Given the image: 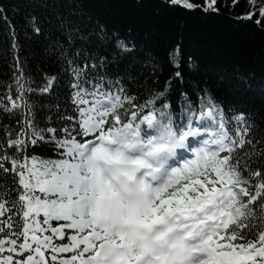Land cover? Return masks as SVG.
I'll return each instance as SVG.
<instances>
[{
	"label": "snow or ice",
	"instance_id": "6c2138e0",
	"mask_svg": "<svg viewBox=\"0 0 264 264\" xmlns=\"http://www.w3.org/2000/svg\"><path fill=\"white\" fill-rule=\"evenodd\" d=\"M168 3L217 15L239 6V0ZM15 11L0 3L14 53L19 41L8 13ZM231 18L264 30V0H246V10ZM25 23L44 35L36 15ZM104 31L100 25L101 38ZM74 34L88 40L69 28L68 46L57 41L55 48L73 76L78 116L38 118L27 94L50 92L57 77L45 75L32 87L17 55L15 89L9 85L0 96V110L17 117L15 126L3 125L0 140V174L11 177L0 185V264H264V148L250 138L251 155L243 161L233 155L236 142L251 137L247 114L235 116L241 127L230 135L223 108L208 98L198 113L182 105L177 121L167 103L157 104L165 92L138 103L119 86L115 93L101 87L105 58L95 55L83 57L81 83L80 49L70 52ZM116 48L130 53L135 44L117 40ZM171 57L182 80L176 52ZM44 148L59 158L36 155Z\"/></svg>",
	"mask_w": 264,
	"mask_h": 264
},
{
	"label": "trees",
	"instance_id": "16d2710c",
	"mask_svg": "<svg viewBox=\"0 0 264 264\" xmlns=\"http://www.w3.org/2000/svg\"><path fill=\"white\" fill-rule=\"evenodd\" d=\"M192 2L199 4L203 0ZM0 3L16 9L8 13V19L16 26L19 41L14 53L8 24L0 19V96L9 85L15 89L11 80L14 55L19 56L25 73L32 77V87L41 83L45 75L57 77L50 92L27 94L29 103L36 106L33 111H37L38 118L57 114L78 116L70 97L69 83L74 82L73 76L55 48L57 41L67 47V29L77 28L88 36L87 41H81L79 34H74L70 49L74 52L79 48L81 52L77 62L81 83L85 78L83 57H104L103 71L107 75L103 81L112 82L106 85L101 81V87L115 93L119 86L123 89L121 95H130L138 103L165 92L166 101L157 97V104L167 103L177 121L182 105L185 108L192 105L198 113L199 105L211 98L223 108L230 135L241 127L232 122L235 116L241 113L248 116L251 137L245 136L244 145L236 142L234 156L243 161L246 155H251L250 138L257 149L264 148V30L251 20L231 18L246 10V0H239V6L231 13L222 8L219 15L188 10L183 5L169 4L168 0H0ZM32 14L39 18L44 35L37 36L28 29L25 20ZM100 25L105 29L102 38L98 35ZM117 40L130 41L135 49L121 54L116 48ZM173 52L179 58L182 80L174 76L177 68L171 57ZM117 75L122 79H113ZM84 87L92 91L89 85ZM183 115L186 122L187 114ZM16 118L15 114L9 116L0 110V140L4 137L3 125L15 126ZM36 155L59 158L50 148ZM5 181L10 183L11 177L0 174V185ZM256 211L254 222L259 219V206ZM60 239L56 237L54 242Z\"/></svg>",
	"mask_w": 264,
	"mask_h": 264
},
{
	"label": "rangeland",
	"instance_id": "374dc122",
	"mask_svg": "<svg viewBox=\"0 0 264 264\" xmlns=\"http://www.w3.org/2000/svg\"><path fill=\"white\" fill-rule=\"evenodd\" d=\"M68 235H71V233H67Z\"/></svg>",
	"mask_w": 264,
	"mask_h": 264
}]
</instances>
